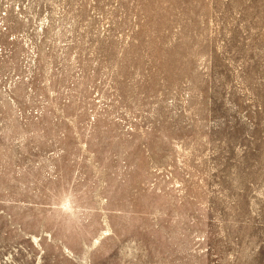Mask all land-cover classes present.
I'll list each match as a JSON object with an SVG mask.
<instances>
[{"label":"rangeland","instance_id":"1","mask_svg":"<svg viewBox=\"0 0 264 264\" xmlns=\"http://www.w3.org/2000/svg\"><path fill=\"white\" fill-rule=\"evenodd\" d=\"M0 264H264V0H0Z\"/></svg>","mask_w":264,"mask_h":264}]
</instances>
